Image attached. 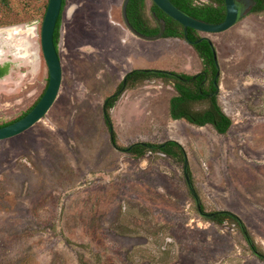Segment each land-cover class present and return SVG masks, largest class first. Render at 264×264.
I'll list each match as a JSON object with an SVG mask.
<instances>
[{
	"label": "rangeland",
	"instance_id": "374dc122",
	"mask_svg": "<svg viewBox=\"0 0 264 264\" xmlns=\"http://www.w3.org/2000/svg\"><path fill=\"white\" fill-rule=\"evenodd\" d=\"M123 1L67 0L59 95L35 125L0 140V264H264L236 223L201 214L183 161L159 151L137 157L112 143L104 101L128 71L202 69L183 39L131 34ZM48 3L0 0V29H31L14 31L4 49L0 43V66H9L0 78V124L23 115L47 88ZM201 34L218 50L229 132L173 119L176 90L161 79L123 92L111 112L114 130L122 148L180 142L205 213L237 214L264 255V12ZM27 43L33 61L15 54Z\"/></svg>",
	"mask_w": 264,
	"mask_h": 264
},
{
	"label": "trees",
	"instance_id": "16d2710c",
	"mask_svg": "<svg viewBox=\"0 0 264 264\" xmlns=\"http://www.w3.org/2000/svg\"><path fill=\"white\" fill-rule=\"evenodd\" d=\"M174 3L185 12L200 19L209 22H220L226 15L225 0H213L215 4H210L207 7L194 6L193 0H173ZM66 0L63 2V8ZM144 7L146 6L143 0ZM261 7L256 8L254 11H264V0H260ZM162 15L166 18V31L165 37H179L187 38L193 42V47L197 51L203 63L202 71L196 74L186 72H178L173 70L159 69V68H135L125 75L118 88V90L108 96L104 101L103 113L105 123L110 131L112 143L120 149L126 150L128 153L137 157H144L150 151H159L170 157L175 161H183L186 164L187 155L184 147L177 140L169 139L162 143L151 142H135L126 148H122L118 144V136L114 130L112 120V109L116 106L118 100L126 89H133L145 82L161 79L164 83L170 84L176 90V94L170 99V114L173 119H185L190 123L198 126L211 125L218 133L226 134L232 127L233 121L230 116L225 112L223 107L218 101L217 95L214 93L216 85L214 79L217 74V65L214 58V45L207 38L201 39L199 42H194L201 38L199 32L194 28H188L186 35L184 26L166 14L159 6L155 4ZM62 8V10H63ZM62 20V12L59 17L57 27L55 30V44L59 50L60 41V26ZM159 27H151L148 18L144 19L143 33L152 35L158 33ZM9 72V66H0V78L4 77ZM49 82V81H48ZM37 103V102H36ZM35 103V104H36ZM34 104V105H35ZM34 105L17 119L0 124V126L12 123L23 116H25ZM188 173L192 181V175L188 167ZM201 209H204L201 205ZM209 219L224 224L226 221L236 223L239 230L245 235L249 241L253 251L261 257L264 255L258 250L254 240L251 238L248 230L242 219L230 210H217L208 215Z\"/></svg>",
	"mask_w": 264,
	"mask_h": 264
},
{
	"label": "water",
	"instance_id": "95a60500",
	"mask_svg": "<svg viewBox=\"0 0 264 264\" xmlns=\"http://www.w3.org/2000/svg\"><path fill=\"white\" fill-rule=\"evenodd\" d=\"M128 1L129 0H125L123 4V18L125 24L129 27V29L135 34H138L146 39L163 38L164 29H165L163 23L161 24L160 32L154 37H149L147 35H142L138 33V31L132 26V24L128 19V15H127ZM63 2L64 0H49L47 10L42 22L41 43H42L44 58L47 62L49 69L48 86L42 97L36 103V105L25 116L7 125L0 126V140H5L17 136L25 132L29 128H31L33 125H35L48 113V111L50 110V108L52 107V105L54 104V102L56 101L59 95V91L63 79V68H62L60 52L55 44V30L57 27L59 17L62 12ZM153 2H155V4L158 5L166 14H168L169 16L180 22L184 26L186 35L188 32V28H194L199 32H206V33L224 32L230 29L231 27H233L239 21L240 16H245L237 6L236 0H225L226 10H227L226 17L223 21L217 23L207 22L201 19H197L187 14L183 10H181L171 0H153ZM25 31L26 29H21V32H25ZM210 41L213 44L211 39ZM187 42L191 45L193 44V42L190 41ZM214 58L216 65L219 68L214 81L215 85L217 86L216 92L218 93L220 89V84L218 83V77L221 73V70H220V64L218 58V51L215 47H214ZM186 165H188V160H186ZM186 175L189 180V183H191V179L188 171ZM193 192H195L194 189ZM196 199L198 205L201 206L199 197L197 195H196ZM200 212L202 214H205L203 213L202 210Z\"/></svg>",
	"mask_w": 264,
	"mask_h": 264
},
{
	"label": "flooded vegetation",
	"instance_id": "af4514ba",
	"mask_svg": "<svg viewBox=\"0 0 264 264\" xmlns=\"http://www.w3.org/2000/svg\"><path fill=\"white\" fill-rule=\"evenodd\" d=\"M125 1V0H124ZM124 1H123V4H124ZM148 1H150L151 2V4L149 5L148 4ZM173 3H174V1L173 0H171ZM66 3H67V0H66ZM66 3H65V5H64V8H63V10H62V15H63V12H64V9H65V6H66ZM145 3H146V6L144 7V4H143V0H129L128 1V5H127V15H128V19H129V21H130V23L132 24V26L138 31V33H140V34H142V35H147V34H144L143 33V29H144V19H147L148 18V22H149V25L151 26V27H159V30L161 29V24L163 23V26L165 27V29H164V34H165V31H166V16L165 15H162L161 14V12L159 11V9H157L156 7H155V2H153V0H145ZM215 4L216 5V3L215 2H213V0H193V5L194 6H201V7H207V6H209L210 4ZM123 4H122V17H123ZM175 4V3H174ZM236 4H237V6L239 7V9H240V11L241 12H243V14L245 15V16H240V19L239 20H241L242 18H244V17H246V14H247V16L249 15V14H252V13H261V12H264V11H254L256 8H259V7H261V5L262 4H260V0H236ZM176 5V4H175ZM225 5H226V2H225ZM158 6V5H157ZM177 6V5H176ZM178 7V6H177ZM180 8V7H179ZM181 9V8H180ZM182 10V9H181ZM184 11V10H183ZM227 11V10H226ZM185 12V11H184ZM187 13V12H186ZM187 14H189V13H187ZM190 15V14H189ZM192 16V15H191ZM193 17H195V16H193ZM225 17H226V15H225ZM225 17H224V19H225ZM195 18H197V17H195ZM197 19H200V18H197ZM223 19V20H224ZM123 20H124V18H123ZM201 20H204V19H201ZM222 20V21H223ZM204 21H206V20H204ZM164 22H165V25H164ZM207 22H209V21H207ZM221 22V21H220ZM124 23H125V21H124ZM213 23H217V22H213ZM126 27L129 29V27L126 25ZM21 29V28H20ZM130 30V29H129ZM198 31V30H197ZM160 32V31H159ZM158 32V33H159ZM199 32V31H198ZM21 33H24V32H20V33H18V34H21ZM130 33L131 34H134L135 36H136V38H138V39H140V40H143L142 38L143 37H141L140 35H138V34H135L134 32H131L130 31ZM158 33H155V34H152V35H147V36H149V37H154V36H156ZM202 32H199V34L201 35V38L200 39H198V40H196V41H200L201 39H203V38H207V39H211V38H209L208 36H205V35H202L201 34ZM206 33V32H205ZM15 36H17V34L15 35ZM15 36L13 37V38H15ZM165 37V36H164ZM13 38L12 39H8V38H4V39H1V41H0V43H1V45H2V47L5 45V44H10L9 42H11L12 40H13ZM175 38V37H174ZM176 38H179V37H176ZM180 39H183V40H185L186 42L187 41H189L187 38H180ZM212 40V39H211ZM196 41H194V42H196ZM190 42H192V41H190ZM213 42V41H212ZM191 45V44H190ZM213 45H214V47L216 48V46H215V44H214V42H213ZM20 46V45H19ZM192 47H193V44H192ZM18 48V46H16V49ZM194 48V47H193ZM3 49H4V47H3ZM195 49V48H194ZM217 49V48H216ZM4 51V50H3ZM196 51V50H195ZM218 51V50H217ZM197 52V51H196ZM198 54V53H197ZM199 56V55H198ZM200 58V57H199ZM200 60H201V58H200ZM201 63H202V61H201ZM6 65H8V64H6ZM5 65V66H6ZM1 67H3V66H1ZM218 68V67H217ZM135 69V68H134ZM202 69H203V63H202ZM202 69L200 70V71H202ZM131 70H133V69H131ZM130 70V71H131ZM218 70H219V68H218ZM218 70H217V72H218ZM220 70H221V67H220ZM200 71H198V72H200ZM129 72V71H128ZM127 72V73H128ZM197 72V73H198ZM9 73V72H8ZM7 73V74H8ZM126 73V74H127ZM6 74V75H7ZM196 74V73H195ZM221 74V73H220ZM5 75V76H6ZM217 75V74H216ZM4 76V77H5ZM1 78H3V77H1ZM219 78H220V75H219V77H218V83H219ZM123 80H125V77H124V79ZM122 80V81H123ZM214 81H215V79H214ZM49 83V82H48ZM220 84V83H219ZM48 86V85H47ZM217 91V86H216V89H215V91H214V93L217 95V97H218V95H219V92L217 93L216 92ZM42 97V96H41ZM39 101V100H38ZM36 105V104H35ZM34 105V106H35ZM187 167V168H186ZM187 171H188V165H186L185 164V175H186V173H187ZM186 179H187V182H188V184H189V187H190V189H191V192L192 193H194L195 194V198H196V192H193V189H194V191H195V188L193 187V183H192V181H191V183H189V180H188V178H187V175H186ZM196 201H197V199H196ZM199 201H200V199H199ZM200 204L202 205V203H201V201H200ZM197 206H198V208H199V211H203V213H205V211L203 210V209H201V206H199L198 205V202H197ZM217 211V210H216ZM202 214V213H201ZM210 214V213H209ZM204 215H208V214H204Z\"/></svg>",
	"mask_w": 264,
	"mask_h": 264
},
{
	"label": "bare ground",
	"instance_id": "6f19581e",
	"mask_svg": "<svg viewBox=\"0 0 264 264\" xmlns=\"http://www.w3.org/2000/svg\"><path fill=\"white\" fill-rule=\"evenodd\" d=\"M21 29H23V28H21ZM21 29H19L18 27H9V28H4V29H0V40L2 39V38H9V39H12L13 38V36H14V31H17L18 33H20L21 32ZM31 29L30 28H28V29H26V31L25 32H27V31H30ZM7 33V34H6ZM18 35V34H17ZM28 44V47H26L25 45V47L23 48V50L22 51H18V52H16L15 54L18 56V57H29L30 58V60L31 61H33L32 59H34L35 57H33V58H31V56H33V53L29 50V47H30V45H29V43H27ZM20 48V47H19ZM22 48V47H21ZM37 56V55H36Z\"/></svg>",
	"mask_w": 264,
	"mask_h": 264
},
{
	"label": "crops",
	"instance_id": "0c3cea01",
	"mask_svg": "<svg viewBox=\"0 0 264 264\" xmlns=\"http://www.w3.org/2000/svg\"><path fill=\"white\" fill-rule=\"evenodd\" d=\"M192 74V73H191ZM175 95V94H174Z\"/></svg>",
	"mask_w": 264,
	"mask_h": 264
}]
</instances>
